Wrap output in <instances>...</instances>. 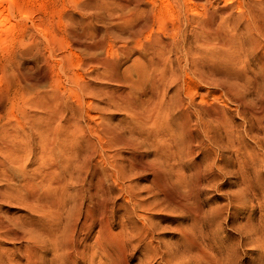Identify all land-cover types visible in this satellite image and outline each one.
Returning a JSON list of instances; mask_svg holds the SVG:
<instances>
[{"label": "rangeland", "instance_id": "rangeland-1", "mask_svg": "<svg viewBox=\"0 0 264 264\" xmlns=\"http://www.w3.org/2000/svg\"><path fill=\"white\" fill-rule=\"evenodd\" d=\"M2 11L4 219L50 234L63 224L71 188L43 208L42 171L68 184L57 163L84 153V140L108 145L105 124L136 147L109 144L94 176L124 247L114 239L106 256L93 245L94 261L77 264H264V0H0ZM87 82L96 95L83 97ZM243 90L254 110L236 98ZM39 126L54 146L41 148ZM26 255L25 238L0 234V264ZM55 257L43 264H63Z\"/></svg>", "mask_w": 264, "mask_h": 264}, {"label": "bare ground", "instance_id": "bare-ground-1", "mask_svg": "<svg viewBox=\"0 0 264 264\" xmlns=\"http://www.w3.org/2000/svg\"><path fill=\"white\" fill-rule=\"evenodd\" d=\"M0 18L6 19L7 14H5L3 11L0 12ZM259 18L260 20L262 19V17H259ZM258 21H257V24H258ZM261 27L262 25L259 27V30L262 32V34H264V31H262ZM0 28L1 30L3 29L5 32L10 31L9 27L0 26ZM96 45L100 46L101 44L98 43ZM154 53H157V52L155 51ZM98 63L103 66L104 70H106L108 67L111 66L110 65L111 62L105 59L101 62L99 61ZM111 78L116 79L114 75H111ZM71 81H74V80L71 79ZM80 90H81L83 97H84V90H87L89 96L96 95V92L90 87L88 82L84 84V86H81ZM101 92L104 93V90L101 89ZM235 94L237 95L236 98L238 99L239 103L244 104L249 109L252 108V106L250 107L248 105V102H246L247 99L244 94V90L241 91L240 93H235ZM118 95L122 96V93L120 92ZM58 97H60L59 94H58ZM262 104H264V102H262ZM42 107L45 109V112H46V106L42 105ZM89 107H91V109L93 108L92 100L89 101ZM95 109L98 110L97 107H95ZM100 109L102 110L101 107ZM140 114L142 113L140 112ZM53 116H54V113L48 117L46 115V119H44L45 122L47 121V119L51 120ZM87 125L86 126L89 127V124ZM37 129L40 135L44 134V131L45 132L47 131L48 133V134H45L46 137L42 138V141L44 142L43 145L41 146L42 149H46L49 146L55 145V140H52L49 130H47V126L46 127L39 126ZM79 133L80 134L78 135L82 136V138L84 139L85 130L83 129L82 133L80 131ZM97 133L98 135L104 138L105 143L115 145L114 142H116L117 143L116 145H120V146L123 145V147L124 146L128 148L135 147L133 141L129 140L131 139V137L125 136V134L117 131L113 126L103 124L102 127H100V131ZM100 142H101L100 140L96 142L91 139H89L88 141L84 140V145L87 146L84 153H83V150L80 151L79 149H76L78 154L76 153L75 155H72V156L70 155L68 158H64L62 163H57V164H61V167H62L61 169H62L63 174L66 176H69L68 184L64 182V180H62L60 177L52 176L51 173L45 170L42 171L43 180L44 182H46L47 187L51 188L50 190L52 192L50 194L43 193V198L46 199L47 201H44V203L41 206L45 209H48V208L55 209L58 207L57 201L62 196V191L58 189L59 187H63L65 189L67 187L71 188V191L65 192V196L69 200H72V202L74 203V207H71V206L69 207L66 220L63 224L60 225L58 223L60 221V218H57L56 222L53 223L54 230L51 234L50 232L48 233V231H39V232L34 231L33 227H28L26 225L23 226V224L21 225L19 221L14 222L13 219H11L10 221V220L4 219L2 215H0V234H5L6 236L9 234L14 237L21 236L25 238L26 251L28 252V256L26 255L28 257V261H27L28 264H43L45 262L44 255L47 252L54 253V255H56L55 259L57 258L56 260H58V258H60L63 264H77L79 260L78 258L83 259V257H87L92 262L94 261L95 257L98 256V251H97L98 249H94L93 245H96L97 248L102 250L103 254L107 256L106 251H108V247L112 245L110 244V242L114 239L117 242L119 236L117 234H113L112 232L111 224L109 223V219L107 217V214L105 213L106 209L103 208V210L105 211L104 212L99 207L105 204V200H104L105 193L98 196L99 190L101 189L100 187L101 184L103 185L106 182L105 178L104 177L103 179L95 178L97 181L94 180V176H96L97 173H102V171L104 172V169L106 167L105 165L97 166V164H99V161L101 159H104L106 162L108 163L110 162L108 158L109 156H107L105 152L109 144L104 145ZM111 148H113V146ZM21 152L22 150H20V153ZM20 156L21 155H19L18 159H22V157ZM47 158H49L50 162L55 164L51 156ZM112 164H114V162H112ZM112 174L115 178L118 177L117 173H112ZM107 176H111V174L106 175V177ZM46 179H48V182L46 181ZM33 194L34 192H32L29 195H28V192L25 194V196L27 195L29 196L28 201L32 202L34 201L32 199H36ZM86 194L88 195L87 200H86ZM249 229H252V227L249 226L248 230ZM243 234L245 235L248 234L247 229L243 231ZM94 235H95V238L93 240L94 242L87 241L83 243L82 247L80 248L79 239L89 240V238H91ZM118 241H119L118 242L119 244L116 243L118 245L117 247L122 250L124 247V245H122L123 242L121 243L120 240ZM262 251H264V249H262ZM57 252L60 253L59 254L60 257H57ZM120 254L122 253L120 252ZM49 261H51L52 263L53 260L51 259ZM210 263H213V262H210Z\"/></svg>", "mask_w": 264, "mask_h": 264}]
</instances>
